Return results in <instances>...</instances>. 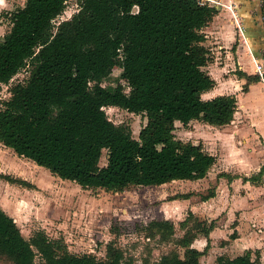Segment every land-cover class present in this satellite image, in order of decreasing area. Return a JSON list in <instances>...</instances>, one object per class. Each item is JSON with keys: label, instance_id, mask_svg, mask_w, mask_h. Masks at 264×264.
Listing matches in <instances>:
<instances>
[{"label": "trees", "instance_id": "trees-1", "mask_svg": "<svg viewBox=\"0 0 264 264\" xmlns=\"http://www.w3.org/2000/svg\"><path fill=\"white\" fill-rule=\"evenodd\" d=\"M66 1L26 0L0 37V83L30 66L27 82L14 85L0 109V142L84 188L118 191L204 178L216 156L201 143L176 138L174 129L176 121L223 126L234 119L235 95L202 97L215 85L203 69L209 58L202 28L217 8L198 0H79L78 11L55 24ZM115 66L123 69L129 92L122 83L101 84ZM109 105L146 115L139 138L109 119ZM104 149L107 162L100 165ZM146 228L162 240L175 230L169 219ZM195 237L179 240L184 257L165 254L143 264H200L205 249L192 246ZM251 254L221 255L212 264H264ZM0 255L13 264H121L123 252L108 243L104 259L73 253L42 229L27 239L0 206Z\"/></svg>", "mask_w": 264, "mask_h": 264}, {"label": "rangeland", "instance_id": "rangeland-1", "mask_svg": "<svg viewBox=\"0 0 264 264\" xmlns=\"http://www.w3.org/2000/svg\"><path fill=\"white\" fill-rule=\"evenodd\" d=\"M25 2L0 0V37L11 29L13 12ZM78 9L79 0H67L66 8L54 23L70 18ZM203 45L209 58L203 69L210 72V65L215 62L211 38ZM220 59L223 61V56ZM230 62L232 66H228L229 69L211 74L223 83L217 82L214 89L203 95L204 98L231 89L242 91L243 84L237 74L233 75L236 65ZM222 65L226 64L223 62ZM29 69L27 64L7 83H0V109L4 101L11 98L12 87L27 82ZM224 79H228L227 82ZM118 83H122L125 91L129 92L123 69L115 66L101 84L115 86ZM104 109L109 119L116 124L128 125L132 135L139 138L140 130L147 123L144 113L113 105ZM250 119L241 109L230 124L223 126L200 119L187 124L176 121V138L201 143L206 151L216 156L207 175L201 179L174 180L161 185H130L118 191L84 188L75 181L53 174L33 160L17 155L0 142V206L6 212L15 213L27 239L42 229L53 239H63L69 251L90 253L98 259L105 258L106 246L113 243L123 252L121 264H143L146 260L155 262L171 253L184 257L186 246L182 242H188L194 236H206L208 227L225 226V223L231 232L217 245L226 240L232 243L242 232L243 238L250 241L252 258L264 261V244H260L264 239L259 238L262 237L259 235H264V141ZM106 162L107 149H104L100 165ZM4 175L14 180H7ZM210 198H214L213 202L220 208L216 215H204L201 210L193 208L195 205L199 209L206 207L202 201ZM214 203L208 205L209 208L214 207ZM225 214L230 216L228 222L220 220ZM154 219L171 220L175 226L173 234L162 240L159 233H150L146 226ZM207 237L210 248L211 238ZM204 249L205 252L208 250L206 246ZM226 249L224 257L236 253L231 252L229 246ZM218 257L215 255L214 262ZM200 258V264H212L207 263L205 257ZM39 259L37 254L36 260ZM0 264L13 262L0 255Z\"/></svg>", "mask_w": 264, "mask_h": 264}, {"label": "crops", "instance_id": "crops-1", "mask_svg": "<svg viewBox=\"0 0 264 264\" xmlns=\"http://www.w3.org/2000/svg\"><path fill=\"white\" fill-rule=\"evenodd\" d=\"M215 1L216 3L212 4V6H215L217 8V12L214 14L209 23L202 28V32L206 35V38L203 42L211 38V42L213 44L211 50L213 51V53H215V62L211 63L210 65L212 71L208 73L210 75L218 74L220 70L229 69L228 66H232V62L230 61H233L234 65H236V67L233 68L236 71L235 73H233V75L237 74L238 80H240L243 84V89L242 91L239 88L231 89L222 93H217V95H235L237 99V110L234 114V117L241 109L245 110L247 116H250L252 118L249 120V122L255 125L264 141V83L260 79L259 75L255 72V59L257 55L261 53V50L264 49L263 0ZM238 23L243 25V32L239 30ZM222 56L223 61H221L220 59L222 58ZM223 62L226 64L225 66L222 65ZM233 69H230V71ZM248 75L257 76L258 79L248 81ZM211 76L215 79V85L210 90L202 93L203 98V95L205 93L211 91L212 89H214V87H216L217 82L221 81L223 83V81L218 79L215 75ZM227 80L228 79H224L225 82H227ZM217 95H214L213 97ZM213 200L214 198H210L206 201H202V204L206 206L204 208L201 207L199 209L198 205H195V207L193 206V208L201 210V213L204 215L214 216V214L216 215V213L220 211V208L215 205ZM213 203L214 207L209 208L208 205L211 204L212 206ZM7 213L13 216L17 224L19 225L15 213H13L12 211ZM220 220L228 222L230 220L229 214H225L224 216L220 217ZM227 224L228 223H225V226H221L222 224L220 226H215L209 232V237L211 238L210 248L208 247V250L201 256L205 257L207 263H214L215 255H224L223 253H225V250H227L226 246H229V248L232 249L231 252H236L233 253L230 257L237 256L243 253L245 250L250 249V241L243 238L244 235L242 232H239V237L236 238L232 243H229L226 240L221 241L220 244L217 245V242L221 240V238H224L226 236L228 237V234H230L231 232ZM259 236H262L259 238L264 239L263 234ZM207 244V236L196 237L192 242V246L196 247L199 250H203L204 247L207 246ZM260 244H264V240L263 242L261 241ZM262 250L264 253V248H262Z\"/></svg>", "mask_w": 264, "mask_h": 264}, {"label": "built area", "instance_id": "built-area-1", "mask_svg": "<svg viewBox=\"0 0 264 264\" xmlns=\"http://www.w3.org/2000/svg\"><path fill=\"white\" fill-rule=\"evenodd\" d=\"M201 4L212 5L216 3L215 0H198ZM238 28L241 32L244 31V27L242 24L238 23ZM255 72L259 75L260 79L264 83V49L261 50L260 57H256L255 59Z\"/></svg>", "mask_w": 264, "mask_h": 264}, {"label": "water", "instance_id": "water-1", "mask_svg": "<svg viewBox=\"0 0 264 264\" xmlns=\"http://www.w3.org/2000/svg\"><path fill=\"white\" fill-rule=\"evenodd\" d=\"M263 4H264V0H263ZM137 10H138V7L135 6L134 9H133V11H137Z\"/></svg>", "mask_w": 264, "mask_h": 264}]
</instances>
